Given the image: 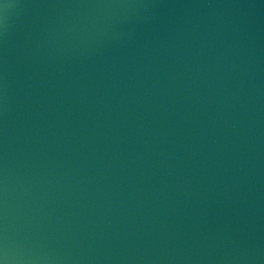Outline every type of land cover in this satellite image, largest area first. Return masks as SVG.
<instances>
[{"label": "water", "instance_id": "obj_1", "mask_svg": "<svg viewBox=\"0 0 264 264\" xmlns=\"http://www.w3.org/2000/svg\"><path fill=\"white\" fill-rule=\"evenodd\" d=\"M0 264H264V0H0Z\"/></svg>", "mask_w": 264, "mask_h": 264}]
</instances>
